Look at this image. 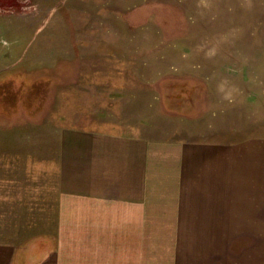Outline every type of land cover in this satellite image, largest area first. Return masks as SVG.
<instances>
[{
	"label": "rangeland",
	"instance_id": "rangeland-1",
	"mask_svg": "<svg viewBox=\"0 0 264 264\" xmlns=\"http://www.w3.org/2000/svg\"><path fill=\"white\" fill-rule=\"evenodd\" d=\"M195 104L264 122V0H0V264L72 209L68 136L172 133Z\"/></svg>",
	"mask_w": 264,
	"mask_h": 264
},
{
	"label": "crops",
	"instance_id": "crops-1",
	"mask_svg": "<svg viewBox=\"0 0 264 264\" xmlns=\"http://www.w3.org/2000/svg\"><path fill=\"white\" fill-rule=\"evenodd\" d=\"M199 105L160 136H68L72 209L33 264H264V122Z\"/></svg>",
	"mask_w": 264,
	"mask_h": 264
}]
</instances>
